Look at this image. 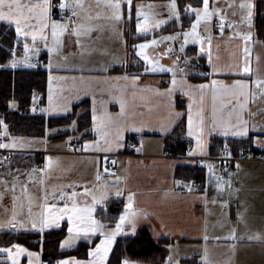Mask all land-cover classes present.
Segmentation results:
<instances>
[{"label":"crops","instance_id":"crops-1","mask_svg":"<svg viewBox=\"0 0 264 264\" xmlns=\"http://www.w3.org/2000/svg\"><path fill=\"white\" fill-rule=\"evenodd\" d=\"M209 2L210 8L219 11L207 25L202 24L198 29L200 38L204 40L205 52L201 54L199 41L192 40L185 46L184 52L191 58L198 57L200 62L207 65V70L185 68V72L188 73L187 82L191 85H210L212 80H217L223 85H232L237 79L245 80L251 93L243 112V118L249 121L248 135L228 137L251 138L255 148L264 149L260 146L264 144V84L259 86L257 84L258 81H264V42L255 33L254 21L249 27L242 19L246 16V11L239 5L244 0ZM134 4L146 3L144 0H134ZM124 11L125 20L118 26L113 27L112 22L106 18L108 23L106 26L94 24L97 28H93L87 37L82 36L79 44L75 36L65 34L63 46L58 52H49L44 42L38 41L35 45L39 49L38 55L29 53L33 65L35 61L43 59V68L48 72L45 99L40 105L37 101L38 109L40 111L45 109L46 111L42 112L47 117L64 116L72 112L77 104L86 101L91 116L90 132L83 137L79 132L58 138L46 134L40 136L41 139L37 141H23V147L9 149L14 153H37L41 155L42 161L30 170L19 171L20 179L14 192L6 189L12 188L13 175H17V172L8 167L0 170V179H6L7 176L6 180L9 182L7 185L0 184V194L3 195V199L0 200V221L10 217L13 197L16 198L15 211L20 214L19 218L27 219L29 207L33 209V213H38L45 202V195L48 196V202H53L51 193L57 188L72 185L71 188L63 187V190L68 193L77 192L78 206L88 207L91 205V196L84 195L85 187L99 197L100 190L108 185L112 190L109 199L116 198L114 193L117 188L123 190V196L118 198L122 201L119 215L127 203L128 194H133L134 210L147 213V216L138 217L136 233L146 227L154 238H169L167 258L171 255L173 261H178V264H183L184 259L193 257L196 258L197 264H264V160L236 161L230 174L223 176L220 174L222 161L216 158L223 154L225 144L230 148L231 154H235L232 145L225 142L214 151L211 148L213 137L222 136L215 133L205 138L204 152L201 154L195 138L187 136L190 103L193 105L194 120L201 108L204 110L206 121L212 119L214 109L217 119L227 120L236 99L222 89L214 92L211 87L203 92H195L190 98L183 95L178 86L171 96V101L168 97L156 95L154 90L159 89L163 92L171 87L172 74L144 73L145 62L135 55L137 50L132 45L145 39L150 40L153 36L159 38L181 30L189 31L191 24L183 29L174 27L169 31H161L162 25L159 29L150 31L149 37L130 43V33L132 36L137 35L136 21L127 19L126 5ZM93 15L81 9L79 17L74 19L83 25V30H87L90 28L91 20L100 19L94 18ZM109 15L110 13L105 14L106 17ZM221 20L232 22L234 27L223 28L221 32L220 28L214 27V22ZM237 33H251V37L245 41ZM209 35L211 64L206 39ZM182 42V39L175 42L162 41L159 46L146 51L149 57L159 61L160 65L171 67L177 56L181 55L179 46ZM28 43L31 44L30 38ZM47 43L51 47L50 35ZM169 46L173 49L170 53L167 51ZM245 47L249 50L246 55L243 53ZM245 61L249 73H238L237 65H243ZM105 67L109 69L107 72L99 71ZM213 68L217 71L214 72ZM133 74L140 75L135 87L129 81L117 79ZM50 77L53 78L51 81ZM179 78L178 76L177 79ZM50 91L53 97L51 105L48 100ZM61 98L71 100L69 111L65 112L58 107L57 102ZM93 98L96 101L97 115L106 110L113 116L120 111L119 104L114 102L113 98L123 99L126 114L134 115L137 125H144L143 131L124 132L122 146L115 147L113 141L114 146L108 152L82 150L85 142L100 140L103 143L101 137L93 130ZM102 100L106 102L104 105L100 103ZM177 112L181 113L178 117L175 116ZM180 123L183 124L180 132L182 142L172 135ZM162 124H167L171 128L168 134L158 131ZM75 135L81 136L82 146L76 152H70L66 141ZM185 139L191 140V147L187 146ZM130 142H133L132 146H129ZM179 143L184 144L186 152H176L177 156H169L168 152L175 151L173 149ZM189 151L194 154L189 155ZM49 156L54 158L53 167L40 172L39 169L45 167ZM113 161L118 171L116 173L105 171ZM181 165L203 166L204 179L201 181H206V188H192L191 183L195 182L194 179L178 176L177 169ZM209 166H213L215 175L209 171ZM32 169L37 171L32 173ZM9 170L13 175H7ZM29 173L30 178L27 176ZM98 174L99 181L96 179ZM218 176H223L224 180L230 179L231 187H226L223 192L218 191L216 187ZM177 181L180 183L177 184ZM189 187L192 188L191 191ZM224 202H227L226 206H222ZM62 205L63 202H60V206ZM100 206L96 207L95 218L104 223L107 229L114 228L118 218L113 222L103 220L98 216ZM238 214L243 218H238ZM63 224L67 226L66 220L61 222V226ZM125 231L131 235L130 228L126 227ZM257 234L261 239H249ZM233 235L235 239L232 238ZM42 238L43 234H40V240ZM16 243L38 252L40 262L43 264L42 246L22 241ZM67 257L69 256L63 258ZM76 257L87 259V256ZM167 258L163 262L132 261L136 264H167ZM21 264H27V257L21 258Z\"/></svg>","mask_w":264,"mask_h":264},{"label":"snow or ice","instance_id":"snow-or-ice-1","mask_svg":"<svg viewBox=\"0 0 264 264\" xmlns=\"http://www.w3.org/2000/svg\"><path fill=\"white\" fill-rule=\"evenodd\" d=\"M196 3L201 6H193V3L189 2L183 5V12L188 14L189 17H194L191 22L189 31H177L174 34L167 36H161L156 38L153 36L152 39H145L143 42L135 43L132 45L137 51L135 55L145 62L144 73H156V72H168L172 74L171 87L161 92L159 89L154 90L156 95L161 97H168L171 101L172 94L179 89L183 95L189 96L190 98L195 92L211 87L213 91L224 90L228 92L236 99V104L232 106L231 111L227 120L217 119L215 109L213 110V116L210 121L205 120L204 110L201 108L194 120L192 115L193 105H188V117H187V136L194 137L196 140L197 148L200 153L203 154L205 147V138L211 137L215 133H219L224 137H246L249 130V121L243 118V112L245 110L248 99L251 95L248 90L249 86L243 79H237L232 85H223L217 80H212L211 84H199L191 85L187 82L188 73L185 72L191 62L192 58L184 56L183 66L181 65V56H177L176 61L173 62L171 67H165L159 64V61L151 59L146 50L159 46L162 41L175 42L182 39L180 43L179 52L181 55L185 52V46L190 40L193 42L199 41L200 48L199 52L202 54L205 52L204 40L200 38L198 29L202 24L207 25L213 15L219 10L210 8L209 0H196ZM125 5L127 7V19L131 20L133 11L135 13L136 24L135 31L137 34H147L150 31L159 29L162 25L168 23L169 20H175L178 23L181 21V5L178 4L177 0H167L164 5L156 4H140L135 5L134 0H103V7L110 10V15L107 17L112 22V26H118L122 20H125ZM100 4L98 2L97 7ZM84 4L82 0H0V22L6 23L9 26L14 27V31L17 37V43L19 44L22 40L24 57L22 60L15 58L16 53L11 50L13 59L8 62V67L13 69L17 68L21 64L29 67L34 66L29 53H35L38 55L39 49L35 47L38 41H43L44 46L48 48L49 52L59 51L63 46V37L65 34L73 35L77 38V44L80 42L82 36L87 37L93 29L89 28L83 30V25L78 24L76 19L80 14V10L83 9ZM164 7L167 9V18H162L161 14L156 11L157 8ZM239 7L246 11V16L242 19L252 26L254 13L256 10V4L253 0H244L240 3ZM54 10H58L61 13V18L56 19L53 17ZM70 13V15H68ZM224 23L223 20L220 22L221 32L223 31ZM182 28V24H181ZM98 30V29H97ZM51 37L52 45L49 47L47 41ZM245 41L249 40L251 33L243 34L237 33ZM29 38L31 44L28 43ZM208 40V59L211 64V36L206 37ZM83 47V45H80ZM171 46L168 48V52H172ZM248 48L243 49V53H248ZM198 58V57H197ZM107 67L99 69V71L107 72ZM213 71H217L213 68ZM237 71L241 74L249 73L247 61L243 65H237ZM180 77L177 79V77ZM53 79L50 77V81ZM119 80L129 81L133 87L137 85L140 80L139 74H133L131 76L124 75L118 77ZM258 86L264 84V81H258ZM114 102L119 104L120 111L113 116L106 110L97 115V108L95 106L96 101L93 98L92 108V122L93 130L103 140H94L91 142H85L82 150H95L101 152L111 151L113 148V141L115 147L122 146L123 133L124 132H142L144 125H137L135 116H129L125 112V104L123 99L113 98ZM49 104H52L53 97L51 91L48 97ZM101 105H104L105 101H100ZM58 107L63 111H69V105L71 100L68 98H61L57 102ZM16 102L10 101L9 108H15ZM35 111V107L32 109ZM41 111H46L41 109ZM181 113H175V116H180ZM76 122H72V127L75 129ZM87 131V130H86ZM158 131L164 134H168L171 128L167 124H162ZM71 139V138H70ZM7 141V142H5ZM30 143V142H29ZM259 144V142H257ZM23 138L14 137L10 135L9 125L5 122V118L0 117V149H16L23 147ZM260 146L264 147V144ZM223 152L226 157H231V150L228 145L225 144ZM189 155H193L192 151H189ZM5 162H9L8 157L0 158V166H3ZM113 163H115L113 161ZM54 165V158L47 157V163L43 169H39L40 172L50 170ZM239 165H237V168ZM37 169H32V173H35ZM107 171V169H105ZM209 171L213 172V166H209ZM227 171V169H224ZM17 175H13L9 170L7 175H13L12 188L6 189L9 191H15L16 183L19 182L20 175L19 169L16 170ZM30 178L31 173L27 174ZM97 181L100 180V175L96 177ZM118 179V178H117ZM223 182V183H221ZM9 182L6 179H0V184L7 185ZM177 184L180 182L177 181ZM63 187H73L72 185L62 186L53 190L51 193L52 201L48 202V196L44 197V204L41 206V210L38 213H33V209L29 207L27 219H20V214L15 211V197H13V210L10 217L7 220L0 221V232L6 233H19L23 231H35L39 234H43L49 229H60L61 222H67L66 234L59 243V249L61 251L73 249L78 244L84 243L88 245L87 248V259H78L76 256H69L63 259H57L55 264H111L109 259L110 254L113 253V247L118 236H127L128 232L125 231L126 227L131 229V235H135L137 227V219L140 215L147 216L146 212H138L134 210V196L129 193L127 196V203L124 205L123 212L119 215L115 222V227L107 229V226L100 220L95 218V212L97 205L104 207L106 211L107 201L112 195V190L105 185L100 190L99 197L89 191L87 187L84 189V195L91 196V205L88 207H80L77 204L76 197L79 195L77 192L72 191L71 193L65 192ZM216 187L218 191L223 192L226 187L230 188V179L224 180L223 176L217 177ZM26 190V189H25ZM192 188L189 187V191ZM123 190L117 188L115 190V197L120 198L123 196ZM3 199V195L0 194V200ZM60 202L63 205L60 206ZM215 203V201H213ZM227 202H224L222 206H226ZM238 218L242 219V215L238 214ZM235 239V236L232 237ZM249 239H261L259 234L249 237ZM98 240V242H96ZM27 257V264H41L40 255L38 252L31 251L29 248L23 246L20 243L9 242L7 246H0V264H21V258ZM118 264H136L128 258H124L118 261ZM167 264H178V261H173L170 255L167 258Z\"/></svg>","mask_w":264,"mask_h":264},{"label":"trees","instance_id":"trees-1","mask_svg":"<svg viewBox=\"0 0 264 264\" xmlns=\"http://www.w3.org/2000/svg\"><path fill=\"white\" fill-rule=\"evenodd\" d=\"M193 3L194 6H200L196 0H178L181 5V21H169L162 26L161 31H169L175 28H185L189 26L194 17H189L183 12V5ZM256 10L254 13V29L256 35L264 42V0H256ZM151 33L137 34L129 38L132 40L149 37ZM11 50L16 55L22 54L23 42L18 44L14 27L0 22V117L5 118L9 125V132L19 136H54L63 137L66 134L80 133L85 136L90 132L91 116L90 109L86 101L77 104L72 112L64 116H46L44 112L38 109L33 111V105L37 102V97L45 93L47 89L48 72L45 68L39 66H19L15 69L8 67L6 62L12 58ZM202 59V58H201ZM135 67V66H134ZM138 68V67H136ZM200 70L206 71L207 65L201 62ZM16 101L17 107L9 108L10 101ZM42 104V101L39 102ZM75 121V129L72 122ZM182 123V122H181ZM179 124L175 129L174 135L180 142V132L183 124ZM87 130V131H86ZM76 136V135H75ZM73 136V137H75ZM81 136H77L81 139ZM229 142L235 154L246 149H253L251 138H232L214 136L211 148L216 151L223 143ZM176 148V149H175ZM173 150L178 153H185L186 147L179 143ZM42 161L41 155L37 153H13L8 168L16 173V170L27 171ZM180 177L194 179L200 182L204 178V167L193 165H181L177 169ZM122 201L118 198H110L107 201L106 211L103 206L98 207V216L107 222L115 221L120 213ZM66 224L60 229H49L43 233L40 240L39 233H28L21 231L19 233L0 232V246H7L9 242H26L31 245L42 246L44 259L52 258L54 262L57 259L66 256H87L88 245L80 243L73 249L61 251L59 243L66 234ZM169 238H154L146 227L141 228L135 235L119 236L113 248L110 261L111 264H118L119 260L128 258L131 260H145L150 262H163L167 258ZM196 258L184 259L183 264H197Z\"/></svg>","mask_w":264,"mask_h":264},{"label":"built area","instance_id":"built-area-1","mask_svg":"<svg viewBox=\"0 0 264 264\" xmlns=\"http://www.w3.org/2000/svg\"><path fill=\"white\" fill-rule=\"evenodd\" d=\"M68 15H70V13H68ZM53 17L56 19H60L61 13L58 10H54ZM220 22L221 21H215L214 27L219 29L220 28ZM223 23H224L223 28H233L234 27V24L228 20H223ZM178 56H181V65L183 66L182 62H183L184 56H187V57H189V56L186 54L178 55ZM43 63H44L43 59H40V60L35 62V65L36 66H42ZM200 67H201L200 60L197 58H192V62L185 68H187V69H199ZM44 98H45L44 94L39 95L40 100H43ZM185 143L187 144L188 147H191V145H192L190 139H185ZM132 145H133V142H130L129 146H132ZM66 146H67L68 150H70L72 152H76L82 146V142H81L80 138L76 136V137L66 141ZM168 155L169 156H177V154L172 150L168 152ZM5 156L9 158V162H5L3 164V166H0V170L6 169V167L8 166V164L11 161L10 151L5 150V149H0V158L5 157ZM216 159L222 161V165L220 168V174L223 176H227L234 169V163L236 161L264 160V149H258V148L246 149V150L241 151L238 154H233V155L231 154L230 158L226 157L224 152H223V154L220 155V157H217ZM224 169H227V171H224ZM107 171H109L111 173H116L118 171V168L114 163H111L110 165H108ZM5 178L7 179L8 177L6 176ZM206 185H207L206 181L192 182L191 183L192 188H206ZM42 263L43 264H53L54 260L49 257L47 259H43Z\"/></svg>","mask_w":264,"mask_h":264},{"label":"rangeland","instance_id":"rangeland-1","mask_svg":"<svg viewBox=\"0 0 264 264\" xmlns=\"http://www.w3.org/2000/svg\"><path fill=\"white\" fill-rule=\"evenodd\" d=\"M100 4L99 7H97V4ZM144 2L146 3L145 5L147 4H156V5H164L167 3V0H144ZM82 3L84 4V7L83 9L86 10L87 13H92L94 14L93 17L94 18H97L99 17L100 19L98 20H91V24H90V28L93 29V28H97L94 24L96 25H100V26H106L108 23L106 21V16L105 14L107 13H110V10L106 9L103 7V0H82ZM157 12H159L161 14V17L162 18H167L168 16V13H167V9L164 8V7H159L156 9ZM132 20H135L136 21V18H135V13L133 11V16H132ZM131 39V38H130ZM131 42H136V40H132ZM130 42V43H131ZM24 57V53L21 54V55H16L15 58L18 59V60H21V58ZM13 59V57L11 58ZM10 59V60H11ZM8 60L6 62V65H8V62L10 61ZM20 66H27V65H24V64H21ZM19 67V66H18ZM16 102V101H15ZM16 107H17V102H16ZM11 136H14V137H19V138H23V141H37V140H40V136H19V135H14V134H11ZM45 136V135H44ZM51 137V136H50ZM54 137V136H52ZM72 139V138H71ZM69 140V139H68ZM67 140V141H68ZM70 151V150H69ZM72 152V151H70ZM14 152H11V154H13ZM254 161H257V160H254Z\"/></svg>","mask_w":264,"mask_h":264}]
</instances>
